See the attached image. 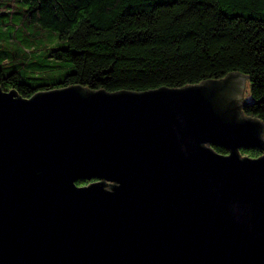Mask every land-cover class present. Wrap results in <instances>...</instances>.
I'll list each match as a JSON object with an SVG mask.
<instances>
[{
  "label": "water",
  "instance_id": "95a60500",
  "mask_svg": "<svg viewBox=\"0 0 264 264\" xmlns=\"http://www.w3.org/2000/svg\"><path fill=\"white\" fill-rule=\"evenodd\" d=\"M247 91L235 71L144 91L0 86V264H264Z\"/></svg>",
  "mask_w": 264,
  "mask_h": 264
},
{
  "label": "trees",
  "instance_id": "16d2710c",
  "mask_svg": "<svg viewBox=\"0 0 264 264\" xmlns=\"http://www.w3.org/2000/svg\"><path fill=\"white\" fill-rule=\"evenodd\" d=\"M18 1L25 6L21 15L26 25L38 24L58 39L38 53L41 59L30 52L24 62L0 46L3 90L15 88L22 97L71 84L144 91L197 84L235 71L247 76L243 114L264 126V0ZM14 28L9 34L5 25V33L16 45L20 26ZM23 33L26 41L34 36ZM49 58L70 62L69 72L55 74L46 64ZM8 67L13 70L3 72ZM34 72L38 74H29ZM213 149L228 152L218 145ZM241 153L256 157L264 151L242 148Z\"/></svg>",
  "mask_w": 264,
  "mask_h": 264
},
{
  "label": "rangeland",
  "instance_id": "374dc122",
  "mask_svg": "<svg viewBox=\"0 0 264 264\" xmlns=\"http://www.w3.org/2000/svg\"><path fill=\"white\" fill-rule=\"evenodd\" d=\"M5 5V8L3 10H0V40H1V49H6L8 51H11L14 55L17 54L20 62H24L26 60V57L32 55L30 52H33V58L36 60L37 58L41 59L39 57L40 51H43L45 48L52 47L55 45V37L57 38V34L51 30L41 28L38 24H29L26 25L25 22L22 19L21 10L25 9V6L19 2L18 0H10L9 7L7 6L6 2H3L0 4V6ZM8 11V12H6ZM10 13V14H9ZM18 24L20 26L19 31L16 32L17 35V44H12L8 42L7 34L11 31L16 30L14 28V25ZM5 25H7L8 33L5 32ZM23 31L30 32L34 36H29L26 41ZM58 39V38H57ZM60 44V43H59ZM63 43L61 42V45ZM36 48H40L41 50L36 51ZM9 61H11V56L8 55ZM1 60V58H0ZM2 64L5 66H9V64L6 61H2ZM46 64L49 65L51 68H53L55 74H65L69 72V69H67V65L70 64L68 61H59L52 58H49L46 60ZM13 70L12 67H8L3 69V72H7ZM31 76H35L38 73H29ZM240 154L245 155L241 153Z\"/></svg>",
  "mask_w": 264,
  "mask_h": 264
},
{
  "label": "crops",
  "instance_id": "0c3cea01",
  "mask_svg": "<svg viewBox=\"0 0 264 264\" xmlns=\"http://www.w3.org/2000/svg\"><path fill=\"white\" fill-rule=\"evenodd\" d=\"M3 2H6L7 3V6L9 7L10 5V0H0V4L3 3ZM5 8V5L3 6H0V10H3ZM7 12V11H6ZM1 14V13H0ZM0 46H1V43H0ZM5 61V60H4Z\"/></svg>",
  "mask_w": 264,
  "mask_h": 264
},
{
  "label": "flooded vegetation",
  "instance_id": "af4514ba",
  "mask_svg": "<svg viewBox=\"0 0 264 264\" xmlns=\"http://www.w3.org/2000/svg\"><path fill=\"white\" fill-rule=\"evenodd\" d=\"M87 183H89V181L82 182V183H80L78 185H83V184H87Z\"/></svg>",
  "mask_w": 264,
  "mask_h": 264
}]
</instances>
